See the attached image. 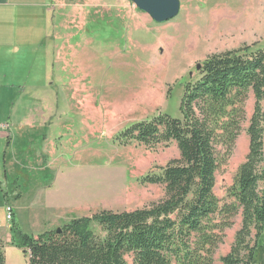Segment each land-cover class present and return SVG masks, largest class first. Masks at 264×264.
I'll list each match as a JSON object with an SVG mask.
<instances>
[{
  "label": "rangeland",
  "instance_id": "1",
  "mask_svg": "<svg viewBox=\"0 0 264 264\" xmlns=\"http://www.w3.org/2000/svg\"><path fill=\"white\" fill-rule=\"evenodd\" d=\"M179 1L178 14L158 22L131 0H69V7H59L52 19L50 14L40 47L21 48L0 64V125H9L13 138L9 148L7 140L0 146L6 264H27L29 256L10 242L5 200L20 207L17 223L28 234L39 232L32 219H42L43 230L57 229L102 210H135L158 201L163 187L141 178L180 157L176 142L120 145L117 134L159 113L180 117L184 85L200 77L197 64L208 56L246 45L264 48V0ZM78 3L92 6L88 25L75 30L74 47L63 48L58 58L51 35L57 23L59 29L84 23ZM261 105L264 112V100ZM254 106L251 91L231 150L219 146L214 191L221 204L235 202L229 190L249 152ZM231 220L215 264L230 251L241 212ZM91 228L104 233L96 223Z\"/></svg>",
  "mask_w": 264,
  "mask_h": 264
},
{
  "label": "trees",
  "instance_id": "2",
  "mask_svg": "<svg viewBox=\"0 0 264 264\" xmlns=\"http://www.w3.org/2000/svg\"><path fill=\"white\" fill-rule=\"evenodd\" d=\"M254 46L208 56L200 77L184 85L180 117L159 113L115 137L120 145L176 142L180 157L141 178L163 187L161 199L135 210L77 217L60 232L37 236L22 231L13 217L11 242L29 256L27 264H215L224 231L240 212L241 227L221 262L264 264V48ZM251 91L249 152L229 190L235 202L221 204L214 191L219 146L230 149L240 134ZM0 264H6L1 246Z\"/></svg>",
  "mask_w": 264,
  "mask_h": 264
},
{
  "label": "crops",
  "instance_id": "3",
  "mask_svg": "<svg viewBox=\"0 0 264 264\" xmlns=\"http://www.w3.org/2000/svg\"><path fill=\"white\" fill-rule=\"evenodd\" d=\"M68 1L69 0L65 2ZM65 2L62 3L56 0H0V64H3L6 60H8L7 58L12 59L14 55L19 54L21 48L25 49L28 47H40L43 41L48 38L50 14L52 19V15L57 14L56 11L59 7H69L71 5L70 2L69 4H66ZM77 7H82L80 8L79 12L82 15H86V19L82 25L68 23L66 26L62 24V28L59 29L58 23L56 21L57 24L55 25V30L51 35V39L55 42L54 47L57 49L58 58H61L62 52H65L63 48H67L66 52H69L68 49L70 47H74L75 43L73 42V39L75 38V30L77 29V31L82 32L83 29H86V26L88 25L89 21L86 20L89 19L88 16L90 15L89 13L91 12L92 6H84V4L78 3ZM64 31H66L65 34L68 36L63 37V35L59 34L60 32ZM16 58L17 57L15 56V59ZM3 76L4 71L0 70V77ZM18 123H20V126L23 125L20 121ZM4 129L9 130L5 131ZM5 140H7L6 147L9 148L13 138L12 132H10V126L6 124H4L3 129L0 130V146L4 144ZM39 158L41 161V153L39 154ZM4 167H7V163L4 164ZM2 171L3 170L1 169L0 174H2ZM5 173H8L7 168ZM50 201L53 202L52 200ZM5 202H7L6 206L11 205L14 208V218L18 222V209H20V207L14 205L8 200H5ZM48 220L51 223V221H54L55 219L49 217ZM31 221L35 225V228H39V232H35L31 235L37 236L38 234L47 231L41 229L43 223L42 219H32ZM50 223L48 225H50ZM49 228L50 229L48 230L53 229L51 227Z\"/></svg>",
  "mask_w": 264,
  "mask_h": 264
},
{
  "label": "water",
  "instance_id": "4",
  "mask_svg": "<svg viewBox=\"0 0 264 264\" xmlns=\"http://www.w3.org/2000/svg\"><path fill=\"white\" fill-rule=\"evenodd\" d=\"M136 6L148 13L155 21L163 22L175 17L180 9L179 0H131ZM202 67L201 63L197 64V70ZM60 232V228H57Z\"/></svg>",
  "mask_w": 264,
  "mask_h": 264
},
{
  "label": "built area",
  "instance_id": "5",
  "mask_svg": "<svg viewBox=\"0 0 264 264\" xmlns=\"http://www.w3.org/2000/svg\"><path fill=\"white\" fill-rule=\"evenodd\" d=\"M3 128V125H0V130ZM14 217V208L11 205L6 206V219L12 220ZM1 225V222H0Z\"/></svg>",
  "mask_w": 264,
  "mask_h": 264
}]
</instances>
